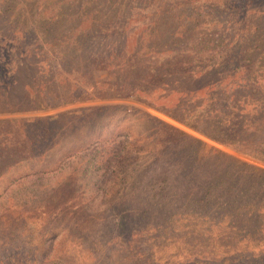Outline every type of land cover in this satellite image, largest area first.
<instances>
[{"label":"trees","instance_id":"trees-1","mask_svg":"<svg viewBox=\"0 0 264 264\" xmlns=\"http://www.w3.org/2000/svg\"><path fill=\"white\" fill-rule=\"evenodd\" d=\"M20 1L15 6L19 15L17 10L7 14L0 9L1 112L43 111L91 95L102 97L107 91L142 102L209 140L264 163V29L260 27L264 10L255 6L258 0ZM103 35L117 39L95 44ZM96 71L108 78L94 81ZM86 110L0 119L1 174H13L12 168L29 161L36 167L34 175H44L46 156L54 161L47 171H60L68 159L77 160L78 154L104 144L89 115L83 116ZM129 140L127 167L126 150L109 154L112 169H106L117 174V181H131L127 168L134 180L148 168L151 174H177L182 184L199 189L194 197L174 200L161 189L136 195L137 202H132L141 203V220L147 207L168 204L161 209L166 214L156 216L164 233L176 234L178 226L192 224L194 229L184 232L189 240H214L209 246L213 250L193 251L188 264H264L263 170H259L263 174H232L237 160L231 158L220 165V174H210L195 187L198 180L193 174L202 173L199 167L205 160L198 157L200 140L163 122ZM217 167L214 163L212 169ZM158 169L161 172L154 173ZM67 175L54 177L59 186L51 197L54 219L60 214L58 203L67 204L60 192L69 188ZM23 176L2 185L0 195ZM110 177L107 174L106 181ZM106 196L113 200L119 195ZM120 218L121 224L124 215ZM207 222L218 230L217 238L198 227ZM253 246H259L258 253ZM221 247L225 253L219 256L215 251ZM120 251L115 248L112 255ZM109 262L115 264L114 258ZM176 263L185 264L172 262Z\"/></svg>","mask_w":264,"mask_h":264},{"label":"rangeland","instance_id":"rangeland-1","mask_svg":"<svg viewBox=\"0 0 264 264\" xmlns=\"http://www.w3.org/2000/svg\"><path fill=\"white\" fill-rule=\"evenodd\" d=\"M20 2L0 0V9L4 8L7 14L17 10L15 13L19 15L20 12L15 6ZM253 4H257L256 1ZM255 6L259 10H264V0H258ZM23 8L28 7L23 5ZM262 21L260 27L264 29V20ZM104 35L94 40L95 44L98 40L108 42L117 39V36L106 38ZM20 74L23 79V72ZM104 78H108V75L103 71L93 73L94 81H101ZM18 89L21 91L20 87ZM105 92L102 97L96 98L91 95L90 99L58 105L43 111L21 110L13 113L0 111V119H9L53 115L62 111L78 113L87 108L83 116L89 115L94 126L101 132V140L106 141L101 145L103 147L78 154L77 160V157L68 159L60 171H47L48 167L54 164L50 156H46L47 159L42 161L47 166L44 175H34L36 167L29 161L12 168L10 171L13 174H1L4 170L0 169V187L25 173H31V176H23L9 184L0 195V264H110V258H114L115 264H172L173 261L188 264L192 260L193 251L200 248L204 250V247L213 250L209 248L213 244L211 242L213 239L197 241L189 240L187 235L184 236V232L194 229L192 224V228L178 226L179 232L176 234L162 231L156 223V216L166 214V211L163 213L161 209H167L168 204L147 207L144 220L138 217L142 210L139 209L141 203L133 204L137 202L136 195L144 197L161 189L168 192L173 200L177 196L194 197L198 195L199 189H194L193 183H191L193 188H188L182 184L181 176L151 174L152 171L148 168L143 174H137L135 180L132 178L131 169L127 168L126 174H131L129 176L131 181L123 180L122 183L117 181L115 177L117 174L109 171L112 167L108 166L113 162L110 153L126 150L124 160L127 161V167L130 161L128 157L131 155L128 148L132 146L129 139L146 134L148 129L159 126L160 122L178 128L203 143L198 157H205L199 167L204 177H196L201 174H193L194 179L198 180L195 187L199 186L200 181L204 182L210 178V174H220V165L231 158L237 160L235 161L237 168L232 174H263L259 170L264 171V163L217 144L142 102L114 97V93ZM125 111L130 113L125 114ZM138 117L143 120L137 121ZM137 147L144 149V144ZM128 151L129 154L126 155ZM15 156L20 157L21 154L15 153ZM214 163L218 167L212 169ZM74 164H78L79 168L74 169ZM206 169L209 170L207 173ZM161 170H155L154 173ZM194 171L197 173V170ZM61 174H68L65 180L66 184L69 183V188L65 186L60 190L63 197L67 198L68 206L61 200L57 205L60 214L58 219H54L52 213L55 203L51 197L59 192L54 177L60 179ZM107 174L112 175L110 181H106ZM189 189H193L190 190L192 194ZM107 192H117L119 196L109 200ZM123 215L124 223L120 224V216ZM58 227L62 229L61 232H57ZM198 227L204 231H211L210 236L213 237H216L215 234L218 232L209 223ZM43 232L46 233L40 235ZM189 247L192 248L191 251H187ZM115 248L122 251L113 256ZM252 249L254 253L260 250L259 246H253ZM215 252L219 256L225 253L222 247Z\"/></svg>","mask_w":264,"mask_h":264}]
</instances>
